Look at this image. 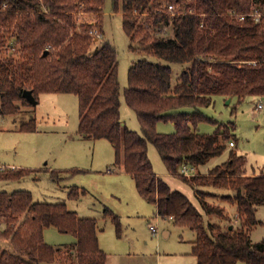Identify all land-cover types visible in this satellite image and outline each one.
<instances>
[{"label":"trees","instance_id":"obj_1","mask_svg":"<svg viewBox=\"0 0 264 264\" xmlns=\"http://www.w3.org/2000/svg\"><path fill=\"white\" fill-rule=\"evenodd\" d=\"M105 1L0 0V115L30 103L23 96L26 88L37 100L41 92L76 93L79 132L109 139L116 166L132 175L139 193L156 205L158 214L173 216L175 225L194 232L192 252L198 264H264V240L251 239L252 228L260 222L258 207L264 204V171L249 175L246 157L234 150L206 173L187 176L181 171L184 164H207L234 141V122L208 117L201 106L211 104L218 94L239 102L249 95L264 96V0H122L130 48L142 54L130 67L125 96L143 133L121 118L118 52L103 36ZM169 4L176 9L171 11ZM255 9L263 12L260 21L252 15L237 16ZM78 11L99 13L96 25L79 26ZM96 39L101 41L91 49ZM172 63L186 65L175 85ZM203 120L215 123L216 129L200 131ZM159 121H172L175 131H158ZM36 128V118L21 124L22 130ZM149 142L156 145L169 172L194 187L201 208L154 170ZM33 170L0 169V180L20 179ZM79 190L86 193L76 186L71 196ZM214 198L236 205L238 222L226 227L208 222L210 214L231 218ZM109 213L119 227L118 216ZM1 222L0 264H69L61 255L63 247L45 241L44 229L50 226L75 234V243L64 246L76 258L70 264H107L96 219L79 216L64 202L35 201L25 189H0ZM2 241H9L11 248Z\"/></svg>","mask_w":264,"mask_h":264},{"label":"rangeland","instance_id":"obj_2","mask_svg":"<svg viewBox=\"0 0 264 264\" xmlns=\"http://www.w3.org/2000/svg\"><path fill=\"white\" fill-rule=\"evenodd\" d=\"M122 13V0L117 4L116 0L105 1L103 36L118 52L121 118L129 128L143 133L138 116L125 96L130 67L142 54L130 48ZM99 15L84 11L75 13L82 28L89 22L95 26ZM96 40L91 49L101 41ZM151 59L157 58L153 56ZM171 65L175 85L186 65ZM229 98L218 94L211 104L200 107L206 116L236 125L235 145L228 146L221 155L211 159L210 166L227 161L234 150L246 157L249 175L259 174L264 169V107L257 106L259 102L264 104V96L249 95L241 102L236 97L228 102ZM19 104L16 113L0 115V166L12 168L10 165L15 163L18 167L35 170L20 179L0 180V189H25L32 193L35 201L64 202L79 216L95 218L100 246L108 256L107 264H198L192 252L194 232L175 225L174 218L158 215L156 205L139 193L132 175L116 166L115 148L109 139L89 137L79 132L80 108L76 93L41 92L37 103ZM32 118H36L37 131L22 130L21 124ZM198 129L210 133L216 129V124L203 120ZM157 130L173 132L175 124L159 121ZM148 151L154 170L172 189L183 192L201 208L194 187L169 172L154 143L149 142ZM76 186L85 188L86 193L79 190L77 195L71 196ZM213 200L224 206L231 218L227 221L210 214L206 215L208 222L219 223L222 227L230 221L238 222L237 214L232 213L236 205L220 198ZM109 212L118 216L119 227ZM256 215L260 222L251 230L254 243L264 240V204L258 207ZM151 225L156 226V232ZM4 227L5 223L1 222L0 228ZM165 228L170 229L168 236L163 232ZM44 238L53 246L63 247L61 255L67 257L66 263L76 262L70 247H64L75 243L74 233L50 226L45 227ZM2 243L11 248L9 241ZM237 264L249 263L239 260Z\"/></svg>","mask_w":264,"mask_h":264},{"label":"built area","instance_id":"obj_3","mask_svg":"<svg viewBox=\"0 0 264 264\" xmlns=\"http://www.w3.org/2000/svg\"><path fill=\"white\" fill-rule=\"evenodd\" d=\"M168 8H169L171 11H173V10L176 9V7H175L174 4H169V5H168ZM247 15H252V16L255 17V19H256L257 21H260L262 15H263V12H262L261 10H259V9H255L254 11H252L251 13H248V14H247V13H238V14H237V16H239V18H241V19H245V17H246ZM94 34L97 36V38H99V37L102 36V33H101L98 29H94ZM257 107H258V108H263V107H264V104H263L262 102H259ZM234 145H235L234 141H231V142H230V146H234ZM0 169H5V166H0ZM193 169H194V168H193L192 166L187 165V164H184V165L182 166V168H181V171H182L184 174H186L187 176H192V175L195 174V170H193ZM158 215H159V214H158ZM160 216H161V215H160ZM168 218H171V219H172L173 216H170V217H168ZM151 229L153 230V232H156V231H157V228H156V226H154V225H151Z\"/></svg>","mask_w":264,"mask_h":264},{"label":"crops","instance_id":"obj_4","mask_svg":"<svg viewBox=\"0 0 264 264\" xmlns=\"http://www.w3.org/2000/svg\"><path fill=\"white\" fill-rule=\"evenodd\" d=\"M230 97V100L228 101V102H230L234 97H232V96H229ZM38 127V126H37ZM35 131H37V128H36V130ZM38 159V158H37ZM39 160V159H38ZM210 162H211V160L207 163V164H205V165H203V166H200V167H195V166H192L194 169L193 170H195V174L196 173H198V172H200L199 170H201V172L202 173H206V172H208V170L212 167V166H210ZM207 165V166H206ZM12 168H20V167H18V166H16V164L15 163H13L12 165H10ZM33 166H36V165H33ZM191 166V165H190ZM210 166V167H209ZM7 167V166H6ZM119 167V166H118ZM119 168H122L123 169V167H119ZM32 169H35V168H32ZM263 171H264V169H262ZM128 173V172H127ZM134 179V178H133ZM135 181V180H134ZM136 184V183H135ZM233 213V215H235L236 216V214H237V208L232 212ZM175 224V223H174ZM163 232H164V234L166 235V236H168L169 234H170V229L169 228H165L164 230H163ZM194 238H195V234H193V236H192V239H191V242H193V240H194ZM100 244V243H99ZM192 249H193V245H192ZM107 260H108V258H107Z\"/></svg>","mask_w":264,"mask_h":264},{"label":"water","instance_id":"obj_5","mask_svg":"<svg viewBox=\"0 0 264 264\" xmlns=\"http://www.w3.org/2000/svg\"><path fill=\"white\" fill-rule=\"evenodd\" d=\"M48 53V50L45 51L44 54H47ZM23 96L32 104H35L37 103V98L35 97L34 93H33V90L32 89H24L23 91ZM230 100V98H229ZM228 100V101H229Z\"/></svg>","mask_w":264,"mask_h":264}]
</instances>
